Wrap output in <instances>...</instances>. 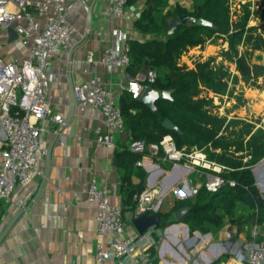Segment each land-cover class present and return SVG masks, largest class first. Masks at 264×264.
<instances>
[{
	"label": "crops",
	"instance_id": "1",
	"mask_svg": "<svg viewBox=\"0 0 264 264\" xmlns=\"http://www.w3.org/2000/svg\"><path fill=\"white\" fill-rule=\"evenodd\" d=\"M61 1L66 5L73 0ZM248 1L250 11L261 4L259 0ZM143 2L136 1L125 11V17L117 20L107 17L111 3L101 0H81L77 8L66 14L70 43L47 61L48 71L53 75L47 93L50 110L52 114H65L66 120L56 132H53L55 126L49 119L44 123L41 138L47 155L38 167L46 170L45 177L33 175L26 186L15 189L7 204H0V264H96L94 253L98 237L93 220L96 210L85 201L83 189L93 178L106 185L111 202L123 206V182L117 160L116 166L112 165L114 148L104 149L95 143L93 129L101 124L103 110L73 106L71 87L96 75L119 97L122 91L130 95L126 90L128 80L142 82L146 68L131 77L125 69L103 63L101 56L105 45L112 42L114 30L126 32L128 39L140 37L131 27L135 18L131 11L135 9L136 12ZM86 6L90 9L89 16ZM42 18L43 15H37L40 23ZM250 19L258 20L252 15ZM259 22L263 23V20ZM247 25L254 23L250 25L248 21ZM216 44L207 41L202 46L190 48L196 49L193 61L213 56L220 50ZM224 44L220 45L221 49L227 47ZM0 48L3 59L11 55L23 57L27 50L26 46L10 45L2 34ZM89 54L92 55L91 63L86 61ZM250 57L252 63L262 64L264 53L254 50ZM193 64L189 63L187 67L192 68ZM249 95L254 108L264 109V92L254 90L249 91ZM218 116L226 121L230 118L220 112ZM257 127L256 124L253 132ZM126 140L124 132L114 135V147ZM138 160L140 166L135 165L146 174L143 190L151 195L148 207L151 205L156 211L160 226L164 222L161 215L166 213H170L166 220L172 222L168 226L173 225L174 206L178 200L190 198L188 189L197 184L195 178L187 179L183 167L164 162L158 156L142 154ZM258 175L261 174L257 172L255 176ZM128 180L132 185L138 183L134 174ZM254 180L256 182L255 177ZM133 216L130 211L123 212L125 235L135 240L136 252L147 259V264L153 261V264H210L221 256L227 257L223 264H238L242 259V245L248 232L246 226L225 219L218 230L200 232L179 223L167 231L164 228L168 226H159L139 237L130 224Z\"/></svg>",
	"mask_w": 264,
	"mask_h": 264
},
{
	"label": "trees",
	"instance_id": "2",
	"mask_svg": "<svg viewBox=\"0 0 264 264\" xmlns=\"http://www.w3.org/2000/svg\"><path fill=\"white\" fill-rule=\"evenodd\" d=\"M125 8L138 0H126ZM165 0H145L142 9L131 23L139 38L128 39L129 66L125 69L135 76L144 68L156 72V89H171L170 100L157 99L155 110L132 99L126 91L118 97V106L123 119L125 142L117 143L114 155L122 178V213L134 211L138 194L144 189L145 172L135 165L145 153L130 151L132 141L145 145L158 142L169 134L178 148L189 151L203 149L207 159L224 167L220 173L222 185L213 192L200 186L190 198L178 200L174 210L187 206L188 210L180 222L189 230L211 232L218 230L225 219L238 226L248 227L251 223H262L264 211L262 200L254 184L250 163L264 157V131L252 130V125L243 121L229 120L215 113L216 105L212 96L228 94L230 73L226 63H233L240 79L245 84L257 87V80L264 74V64L252 63L250 55L254 50L264 51V37L257 25L248 26L250 16L264 21V10L250 11L249 3L240 4V12L231 10L230 0H194L192 9L176 5L173 10L162 13ZM187 15L210 21L214 29L193 23L179 24L170 35L163 33L171 19ZM226 43L220 49L222 60L215 63L214 57L196 60L192 68L179 64L180 56L188 49L202 46L207 41ZM245 48L238 53L237 46ZM212 95V96H211ZM169 119L180 134L166 131L161 122ZM247 137V138H246ZM237 152H242L237 155ZM250 161H243L244 157ZM134 174L138 183L132 185L128 178ZM234 181L230 186L228 181ZM125 190V191H124ZM124 192V194H123ZM170 213L161 215L163 224L172 223L167 219ZM152 248L151 254L152 255ZM221 256L210 264L225 262ZM154 261L151 263L153 264ZM264 264V261L261 263Z\"/></svg>",
	"mask_w": 264,
	"mask_h": 264
},
{
	"label": "built area",
	"instance_id": "3",
	"mask_svg": "<svg viewBox=\"0 0 264 264\" xmlns=\"http://www.w3.org/2000/svg\"><path fill=\"white\" fill-rule=\"evenodd\" d=\"M80 1L73 0L65 5L61 0H0V34L6 38L5 30L10 27L16 33V38L9 44L27 47L23 57H0V204H7L15 189L26 186L33 175H46V170L38 167L47 155L41 138L44 123L49 119L55 126L53 132H56L66 120L65 114H52L50 110L47 93L53 75L48 71L47 61L68 47L70 27L66 14L77 8ZM101 1L111 3L107 15L110 20L125 17L126 0ZM85 11L88 14L87 6ZM39 14L43 15L41 23L37 19ZM127 40L126 32L114 30L112 42L102 50V62L126 69L129 66ZM86 61L92 62L91 54ZM155 78V70L146 69L142 82L128 80L126 90L130 97L137 99L145 87L154 83ZM71 95L73 106L79 109L92 107L103 110L101 124L93 129L95 143L104 149L114 148L113 136L124 130L117 104L118 95L104 86L96 75L72 85ZM130 150L158 156L164 162L183 167L187 175L192 174L197 184L188 189L190 197L200 186L213 192L223 183L220 177L223 166L209 161L203 149L186 151L178 148L169 134L147 145L142 141H132ZM135 164L140 166V161ZM255 178L254 184L260 188L258 192L264 211V171ZM228 182L230 186L234 185V181ZM83 193L85 201L96 210L93 218L98 237L95 242V263L147 264V259L137 254L135 240L125 235L121 205L111 202L106 185L90 178ZM150 196L149 191L140 192L134 216L152 208L151 205L148 207ZM242 248L244 253L238 264H261L264 261V220L248 226L247 240Z\"/></svg>",
	"mask_w": 264,
	"mask_h": 264
},
{
	"label": "rangeland",
	"instance_id": "4",
	"mask_svg": "<svg viewBox=\"0 0 264 264\" xmlns=\"http://www.w3.org/2000/svg\"><path fill=\"white\" fill-rule=\"evenodd\" d=\"M145 1V0H144ZM231 1V10H236L237 13L240 12V4L247 3L246 1L248 0H230ZM242 1V3H240ZM255 1V0H254ZM260 1V6H262L264 10V0H259ZM194 0H165L163 6H162V13H165L167 11L173 10V8L176 5H179L187 10L192 9ZM249 2V1H248ZM250 3V2H249ZM144 4V2H143ZM142 6L139 9H136V12H134L133 9L131 12L132 14L137 17L140 13V10L143 7ZM250 5V4H249ZM258 6V8H260ZM129 7H126V10ZM255 9V8H254ZM251 20H249V24L257 25L259 31L264 35V21L263 23H260L258 20H253V23H251ZM217 43V44H216ZM215 44L218 45L217 47L221 49L220 45L222 42L219 40L215 41ZM225 44L223 43V46ZM3 48V47H2ZM0 48V50L2 49ZM238 50L241 51V53H244L245 48L241 45L237 46ZM196 49H188L185 51L179 58L180 63L185 64V66L189 65V63L193 64V59L196 58L195 52ZM220 51V50H219ZM219 51H216L213 54L214 61L215 63H219L222 60V56L219 55ZM264 53V51H263ZM251 56V55H250ZM253 60L250 57V61ZM264 64L263 62H261ZM225 65H227L229 73H230V79L228 81V86H227V91L228 94H225L223 96H212L213 97V102L216 105L215 113L218 115V113H224L225 115H228L230 118L229 120H238V121H243L249 125H252V130L250 132H253V128L257 124L259 127H257V130H262L264 128V109L255 107L252 105V98L251 95H249V91H254L257 90L258 92H264V74L263 76L259 77L257 80V87H253L249 84H245L244 82L241 81L240 76L238 72L235 70V66L233 63H226L224 62ZM158 74V71H156ZM227 120V121H229ZM247 138V137H246ZM242 152H237V155L241 154ZM243 161H250V157H244ZM250 170H252V175L255 177L258 171H261L262 168H264V157L256 160L253 163H250L249 166ZM193 177L192 174L187 175V179H191ZM257 190L260 191V188L256 186ZM245 233V232H244ZM247 236H248V232ZM245 233V234H246Z\"/></svg>",
	"mask_w": 264,
	"mask_h": 264
},
{
	"label": "water",
	"instance_id": "5",
	"mask_svg": "<svg viewBox=\"0 0 264 264\" xmlns=\"http://www.w3.org/2000/svg\"><path fill=\"white\" fill-rule=\"evenodd\" d=\"M87 10H88L87 16H89L90 13L89 6H87ZM184 23H193L197 26L207 27L209 29L215 28L210 21L205 20L201 17L192 18L187 15H183L171 19L167 24V26L163 29V33L166 35H170L177 25ZM5 33H6L7 43H10L13 39L16 38V33L10 27L6 28ZM170 94H171V89H156L152 86H147L141 91V93L139 94L136 100L138 103L146 107L149 111H154L155 101L157 99L170 100L171 99ZM161 126L166 131L180 134L179 128L176 125H174L169 119H164L161 122ZM112 165L116 166V158L112 159ZM187 210L188 207L184 206L172 211V216L174 221L173 225H177L181 223L180 220L183 217V215L187 212ZM130 224L132 225V227L134 228V230L136 231L139 237L144 236L147 232L160 226L156 211L152 208H150L149 210H144L139 214L133 216L130 219ZM173 225L164 228V231L170 230L171 226Z\"/></svg>",
	"mask_w": 264,
	"mask_h": 264
},
{
	"label": "bare ground",
	"instance_id": "6",
	"mask_svg": "<svg viewBox=\"0 0 264 264\" xmlns=\"http://www.w3.org/2000/svg\"><path fill=\"white\" fill-rule=\"evenodd\" d=\"M264 170V168H262ZM263 170L258 171V174H262ZM259 176V175H258Z\"/></svg>",
	"mask_w": 264,
	"mask_h": 264
}]
</instances>
